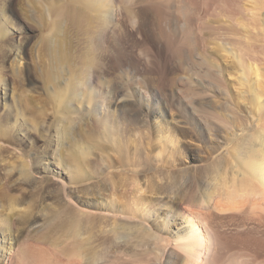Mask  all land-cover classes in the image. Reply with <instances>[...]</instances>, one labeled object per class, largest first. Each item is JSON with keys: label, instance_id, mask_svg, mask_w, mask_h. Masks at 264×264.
I'll use <instances>...</instances> for the list:
<instances>
[{"label": "rangeland", "instance_id": "374dc122", "mask_svg": "<svg viewBox=\"0 0 264 264\" xmlns=\"http://www.w3.org/2000/svg\"><path fill=\"white\" fill-rule=\"evenodd\" d=\"M87 1L89 0H0V253H4L5 247L9 249L6 251L7 254L13 251L25 253L26 258H28L25 264H34V259L36 260L42 255L46 257L50 251H52L50 254L57 252L55 255L61 253V256L63 253L71 254L77 251L78 240L72 237L73 234H70L74 230L70 224L72 217L67 218L65 217L66 214H63L56 220L51 221V219L55 218V215H59L60 210L65 208L62 194L64 185L62 183L66 185V190L75 203H80V200L85 197L84 189L86 187L83 188V186L86 185H80L75 174L63 169L65 164L74 165L72 163L82 147L88 148V155L85 157L89 161L86 159L85 165L96 159L110 166L111 174L107 175L104 181L106 188L103 190L102 187V195H107L108 191L111 193L113 190L115 193L113 200L120 204L124 201L123 195L128 197L135 191V187L138 188L136 194L140 201L126 204H129L127 206L132 212H136L138 218H141L146 205L148 208L150 205H155L152 208L153 211L159 209L160 204L163 203L161 199L165 198L169 191H173L178 196L180 195L179 197L184 198L186 196L195 197L211 190V185H207L209 182L207 177L210 175L208 173L216 172L222 160L217 163V168H213L211 160H215L210 158L220 155H222L220 158L234 155L237 153L235 151L237 146L242 149V139H244L245 145V142H250L251 135L264 126V109L256 112L249 105L250 98H252V90L250 91L249 88L250 86L253 87L254 75H250V82L246 84L250 86H244L246 87L245 92L243 85L241 86L237 82L240 70L238 71L239 67L236 70L231 55L226 51L222 52L221 50L219 52L220 50L215 47L212 49V46L216 44L214 42L222 39L224 35H226V39H229L227 41H230V38L233 37L229 35L231 29V33H238V37L242 36L243 31L239 27L233 28L230 26L229 19L222 16L208 15L209 17L206 18L208 20H205L208 29L203 30L202 35L204 42L210 44L209 48L211 49L207 48L208 50L201 51L198 46H195L192 52L184 50L187 59L184 56L183 62L178 61L182 69L175 70L176 58L159 38L160 36L153 27L151 28L157 14L151 3H158V5L163 6L165 14L171 15L172 1L110 0L108 9L112 11L114 22L117 24V31L116 35L112 36L113 39L110 38V45L112 46L110 50L113 52H109L107 56L110 62L108 67L111 70V75L108 77L106 85L101 82L100 86L106 88L107 85L121 86L122 84L125 87V92L129 95L142 96L149 100H151L149 88L159 90L163 94L162 104L166 100L172 104L170 113L168 112L166 115L167 122L172 128L174 125H178L176 121H179L182 113L184 114V112H177L178 109L175 104L179 101L178 95L188 101L187 96L192 94L195 102L200 104L196 106L197 109L199 111L204 109L195 114L196 118L203 122L202 124L197 123V129L184 142V144L188 143L190 150L185 155L177 152L173 154L164 145L163 139L160 137L165 133L164 123L161 124L160 131L150 127V135L147 134L148 139L142 134L139 137L132 131H124L119 136L120 142L112 141L110 137L104 135L102 127L98 125V114L89 108L94 106L100 110L99 102L90 106H86V104L83 107L77 100L71 103V99L68 97L61 101L55 96V94L60 93L58 90L74 74H78L77 76L84 79L82 86L77 85V88H80H78L80 93L89 89L79 60L90 45L85 43L84 36L87 37L89 33L94 31L97 22L94 20L100 10L97 7L98 13L96 11L91 13L92 10L87 8L91 4H97V0L88 3ZM205 1L193 0L194 7L197 9L195 15L193 13L194 17L205 16L203 10ZM93 2L95 3L93 4ZM240 4L242 6L244 2L241 1ZM245 4L246 7H251L248 3L245 2ZM243 17L245 14L238 11L236 16L238 22L244 21ZM145 20L150 22V27L143 24ZM219 22L223 24V29H219L218 32L220 31V33H217V31H213L212 25L215 26ZM228 25L232 28L230 29ZM209 27L212 28L209 29ZM217 36L219 40L216 39ZM167 37L169 36L167 35ZM117 39L122 43L121 46L116 41ZM252 40H249L248 43H252ZM261 45L262 43L257 40L253 41L252 44L255 50L260 49ZM137 56L143 65L144 72L142 75H139L134 69L133 60ZM258 56L262 57L260 62L263 66H261L262 64L260 66L263 68V72L264 61L262 59L264 56L263 54ZM121 62H124L125 66H122ZM257 63L260 64L259 61ZM213 66L217 67L216 70L222 71V78L214 76L215 68L213 69ZM186 72L190 73L189 75L193 79L190 83L179 81V76ZM99 82L100 80H98ZM262 84L260 87L264 89V83ZM222 89H226L227 96L222 94ZM193 98L192 100H194ZM261 101L264 108V97ZM184 110L187 111L184 106H181V111ZM204 112L206 114L212 113L217 118L230 122L231 127L229 125L227 127L230 128H226L217 122V119L206 118L207 115L203 114ZM205 119H208L209 126L204 122ZM210 136H215L216 139L214 137L212 141L209 139ZM53 150L58 153L55 154ZM195 155L198 158H193ZM37 156L43 160L44 164L49 163L50 167L56 168L55 172L64 171V175L59 173L58 179L52 181L43 178L44 173L39 174L34 171L32 178L26 183L23 180L24 177L20 176L18 169L23 163L32 168V165L37 163ZM89 169L88 172L91 171ZM121 182H125L126 188L120 189L118 187ZM7 200L13 203V211L6 210ZM160 209L164 210L166 206ZM59 211L60 213L57 214ZM159 213L161 216V212ZM31 216L38 217L36 220L40 225L39 228L29 229ZM138 218L137 220H139ZM98 220L99 223L94 221L92 224V226L96 225L94 226L95 229L100 226L103 227L104 222H109V224L113 222L114 224L118 221L117 219L106 221L100 218ZM221 220L223 221H220V230L222 233L224 232L223 237L225 238L223 239L229 243L228 247L231 248L230 251L224 252L223 259L230 256L237 258L238 255L253 256L254 248H256V252H259V254L256 253L257 259L264 260L263 222L258 223L257 219L246 222L241 220L239 215L225 217ZM135 222L137 223V221ZM132 223L131 229L126 231L127 234L129 232L128 235L134 234L133 232L136 231V226H133L136 223ZM159 224H162L161 219L153 220L151 218L149 220V225L154 229ZM238 224L245 226L243 225L238 229ZM128 225L130 224L128 223ZM4 227L8 228L5 229ZM37 229L38 231H36ZM122 241L123 239L119 240V242ZM146 246L143 241L137 249L145 251ZM260 251L262 252L260 253ZM226 253L227 255H225ZM143 258L144 256L141 257V259ZM114 261L113 264H131L130 260L128 261L127 257L124 256L118 257Z\"/></svg>", "mask_w": 264, "mask_h": 264}, {"label": "bare ground", "instance_id": "6f19581e", "mask_svg": "<svg viewBox=\"0 0 264 264\" xmlns=\"http://www.w3.org/2000/svg\"><path fill=\"white\" fill-rule=\"evenodd\" d=\"M92 1L93 0H89L87 3ZM171 1V15L164 13L163 6L158 5V3H151V6L157 12L153 24H151V28L153 27L158 36H160L159 38H161L166 47L171 50L173 56L176 58L177 64L174 65V69L178 70L182 67L178 64V61L181 60L183 62L185 58L187 59L186 53L184 54V50L192 52L195 46H198L201 51H206L207 48L211 49L209 48L210 44L208 45L204 42L202 35L203 30L208 29L205 21L208 20L206 19L209 17L208 15H215L216 17L222 16L223 18L229 19L231 24L230 26L233 28L235 27V29L239 27L243 31V35L238 37V33H231L232 27H229L228 25V27L231 29L230 30L227 27L230 30L229 35H232L233 37L230 38V41H227L229 39H226V35H224L225 37L223 36L225 39L222 38L220 40L217 36L218 38L216 39L219 41H217L218 43L216 41L214 42L216 43L215 46L211 45L213 47L212 49L216 48L220 50L219 52H221V50L222 52L226 51L231 55V58L234 60L233 65H236V70L237 67H239L238 71L240 70L239 75L236 73L238 75L236 76L238 77L237 82H239L241 86L243 85L244 87L246 84H249L250 75H254L253 87L249 85L250 91L252 90V98H250L251 101L249 100V105L251 106V109L255 110L256 112L262 111L264 108L262 107L263 105L261 99L264 97V89L260 87V85L264 83V71L262 72L263 68L261 66H263V64L260 62L262 57L260 58L258 55L263 54L264 56V0H206L203 5V10L205 12V16L203 17L193 16V13L195 15V10H197L194 7L193 0ZM241 1L242 3L244 2L242 6H240ZM245 2L251 7H246ZM87 3L85 4L87 5ZM94 3L95 2H93V4ZM96 3L97 4L95 5L91 4L89 7L87 6V9L92 10L90 11L91 13H93V11L97 12V7L100 11L99 13L97 12V17L94 20L95 22L97 21L95 23L94 31L91 30V34L89 33L87 37L84 36L86 39L83 37L86 41L85 43H89L90 45L89 47L87 46L88 49L84 51V56L79 60L83 73L86 76L85 80L89 86V89L85 90L83 93H80V88L78 87V89L77 85L82 86L84 79L83 77L80 78V76H77L78 74H74V76H70V78L66 81V84L58 90L60 93L55 94V96L61 101L68 97L71 99V103L74 102V100H77L78 103H80L83 107L86 104V106H90L91 104H97V102H99V106L101 107L100 110L96 109L94 106L89 108L94 113L98 114V125L102 127L104 135L110 137L114 142H120L119 136L121 135V132L124 131H132L139 137L142 134V136L144 135L146 138L147 134L150 135V127H154L157 131H160L161 124L164 123L165 133L163 136H160L163 139L164 145L167 146L173 154L174 152H177L181 155H185L190 150L188 143L184 144V142L186 139H188L187 137H190L191 133L197 129V123L202 124L203 122H201L199 118L198 120L195 114L196 112H202L201 110L204 109L200 108V111L197 109L196 106L198 104L195 102L192 94L191 96H187L188 101H186L182 96L178 95L179 101H177L175 104L177 106L176 108L178 109L177 112H184V114L182 113L179 121H176L179 126L174 125L172 128L169 126L170 124L166 119V115L169 111H171L170 107L172 104H170L168 100L164 101L165 103L162 104L163 94H161L159 90L149 88L148 91H150L151 94V100H149L148 98H144L142 96L129 95L127 92H125V87H123L122 84L121 86L107 85V87L105 86L106 88L101 87L100 83L102 82L106 85V81L111 75V70H109L108 67L110 62L107 56L109 55V52H113L110 50V47H112L110 45V38L116 35L117 24L114 22L112 11L108 9L111 1L97 0ZM238 11L245 14V17H243L244 21L238 22V18H236ZM143 24L145 26L149 25L150 27V22L146 20L143 21ZM222 26L223 24H220V22L215 26L212 25L213 31L220 33L218 30L223 29ZM211 28L209 27V29ZM167 35L169 37H167ZM251 39L253 40L252 43L249 42V45L248 41H251ZM254 39L262 43L260 49L256 48L257 50H255V47H253L254 45L252 46L253 41H255ZM116 41L119 43V45L122 44L119 39ZM138 57L139 56L135 57L133 60L135 65L134 69L137 70L139 75H142L144 72L143 65H141V60H139ZM262 60L264 61V57ZM258 61L260 63L259 65L257 63ZM121 63L122 66H125L124 62ZM212 68L214 69L215 67L213 66ZM216 68L215 72L213 73L215 74L214 76H216V78H222V71L219 69L216 70ZM188 72L179 76L180 82L190 83L191 80H193L189 75L190 73L188 74ZM208 75L210 76L209 73ZM98 80H100L99 83ZM241 86L239 87L241 88ZM244 88V91L246 92V87ZM222 94L227 96L226 89H222ZM192 98L194 100H192ZM183 102L184 104H182ZM181 106H184L187 111H181ZM205 112L203 114L207 115L206 118H210L211 120L217 119V122L223 126H226V128L231 127L230 122H226L224 119L217 118L212 113L206 114ZM209 115L215 117H211ZM204 116L202 117L204 118ZM204 122L207 125L209 123L208 119H205ZM229 125L230 127H227ZM262 127L263 128L261 129H257L256 133L252 132L253 134L251 135L252 137L250 142H245V145L243 141L244 139H242V149H239V146H237V148L233 147L235 148V151H237V153H233L234 155L231 154L229 157L224 156V158H220L222 155L219 157L216 156L214 158H210L215 160H211L213 165H210H212L213 168H217V163L222 160L221 165L218 167L216 172L212 171L211 173H208V175H210L207 177L209 179L207 185H211V190L207 191L205 194L196 195L195 197L186 196L184 198L179 197L180 195L178 196V194L174 193L173 191H166L167 196H164L165 198L161 199L163 203H159L160 206L157 204L159 209L153 211L154 209L152 210V208L155 205H150L149 208L148 205H146L141 218H138L136 212H132L127 206L129 204H126L128 202L134 203L135 201H140L138 200L139 198H137L136 194L138 188L135 187V191L133 193L131 192L132 194H130L128 197L123 195L124 201L120 204L114 202L113 197L115 193L113 190L112 192L110 191L111 193L108 191L109 194L107 193V195H102V187L103 190L106 188L104 185L106 183H104V181L107 175L111 174L109 171L110 166L107 165V163L96 159L90 161L88 165H85V160L87 159L85 156L88 155V148L82 147L80 152H78L77 158L74 160V162L72 161V164L74 165L65 164L63 169L75 174V177L79 180L78 182L80 185H86L83 186V188L86 187L84 189L85 194L83 193L85 197L83 200H80V203H75L72 200L71 195H69L67 192L66 185L62 183V185H64V190L62 191L64 200H62L65 202V208L60 210L61 213L60 211L57 213H60L61 215H55V218L53 217V219H51V221L56 220L59 218V216L62 217L63 214H66L65 217L67 218L72 217L69 219L71 220L70 224H72L74 230L72 233H69L73 234L72 237L78 240L76 244L78 245V248H76L77 251L74 250L75 252L71 254L63 253L65 255L62 254V256L61 253H58L59 255H55L57 253L56 251L55 254H50L52 252L50 251L49 255L46 257L42 255L37 257L36 260L34 259V261H32L34 264H113L115 262L114 259L124 256L127 257L128 261L130 260L131 264H264L262 256V260L257 259L256 248H254L255 251L253 252L254 254H252L253 256L238 255L237 258L235 256H230L227 259H223L224 252L231 248L228 247L229 243L225 242L224 240V232L222 233L220 230V221H223L221 219L225 217H232L233 215H239L241 220H245L246 222L257 219L258 223H264V126ZM212 136H210L209 139H212L213 141L216 139V137L214 136V138ZM148 138L149 137L146 139ZM241 150L243 151L238 153ZM53 152L55 154L58 153L56 150H53ZM226 152L228 153V151ZM193 158L198 157L195 155ZM60 159L61 156L58 160L59 165ZM86 161L89 160L87 159ZM32 166L33 167L30 168L26 163H23L18 169L20 176L24 177L23 180L25 182L32 178L31 176L34 171H37L39 174L44 173L43 178L47 180L51 179L52 181L58 179L59 173L64 175V171L55 172L56 168L50 167L49 163L44 164L43 160L38 156L37 163L33 164ZM210 168L213 170L212 167ZM88 169L91 170V173L88 172ZM97 176L100 177L97 178ZM118 187L123 189L125 187V182H121ZM162 189L163 188H161V190ZM7 201L6 210L13 211V203L10 202V200ZM164 206H166V209L161 210L160 208ZM158 211L161 212V216L159 215L160 213ZM36 218L38 217L36 216ZM36 218L35 216H31L29 229H36L40 227ZM99 218L105 219L106 221L113 219H117L118 221L115 220L117 223L115 222L114 224L113 222H111L112 224H109V222H104L103 227L100 226L101 229H99L100 227L97 228L98 226L96 227L97 229H95L94 226L96 225L92 226V224L94 221L99 223ZM137 218L139 220H137ZM151 218L153 220L161 219L162 224H159L156 229L152 228L149 225V220ZM135 221H137V223ZM132 222L136 223V225H133L136 226V231L133 232L134 234L128 235L129 232L127 234L126 231L131 229V225L133 224ZM128 223L130 225H128ZM43 225L45 224L43 223ZM243 225L244 224H238L237 228L239 229L243 227ZM135 229L133 228V230ZM36 231H38V229ZM120 239H123V241L119 242ZM143 241L145 242V245H147V248L145 251H139L137 248ZM7 250H9L8 247H5L4 253H0V264L26 263L28 258H26L27 256H25V253L13 251L12 253L9 252L10 254H7ZM261 252L262 251H260V253ZM257 254H259V252ZM225 255H227V253ZM143 256L145 258H143L144 260L141 259Z\"/></svg>", "mask_w": 264, "mask_h": 264}]
</instances>
